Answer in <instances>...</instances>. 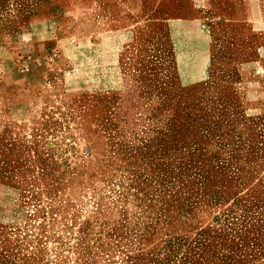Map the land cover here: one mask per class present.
<instances>
[{
	"label": "rangeland",
	"instance_id": "obj_1",
	"mask_svg": "<svg viewBox=\"0 0 264 264\" xmlns=\"http://www.w3.org/2000/svg\"><path fill=\"white\" fill-rule=\"evenodd\" d=\"M59 1L0 0V264H264V36L230 0Z\"/></svg>",
	"mask_w": 264,
	"mask_h": 264
},
{
	"label": "crops",
	"instance_id": "obj_2",
	"mask_svg": "<svg viewBox=\"0 0 264 264\" xmlns=\"http://www.w3.org/2000/svg\"><path fill=\"white\" fill-rule=\"evenodd\" d=\"M110 1V0H109ZM108 0H60L57 2V7L59 12L64 18L70 19L73 23H79L83 20L91 19L96 20L100 18L102 13L107 12ZM232 4V10L236 14V18L230 19L228 17L229 11L224 13L220 8H217L218 17L222 22L229 23L234 22L246 27L249 32L260 33L264 36V0H230ZM134 2H138L135 0ZM258 18V20H256ZM180 22H185V24H190L191 21L179 20ZM259 21V22H258ZM259 23V24H257ZM261 23V24H260ZM193 26L192 33L186 34L190 37V43L186 46L191 49L196 56H204L209 39L207 36L200 31L199 33ZM200 30V29H198ZM204 32V31H203ZM254 33V34H255ZM184 39V40H185ZM186 41V40H185ZM195 56V55H194ZM192 57V56H191ZM247 64L256 65L254 66V74L259 81L264 83V55L263 56H253L245 62H241L237 66V71L242 75V72L246 69ZM246 71V70H245Z\"/></svg>",
	"mask_w": 264,
	"mask_h": 264
}]
</instances>
